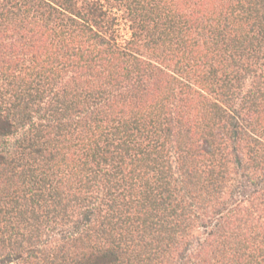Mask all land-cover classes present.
I'll use <instances>...</instances> for the list:
<instances>
[{
    "label": "trees",
    "instance_id": "obj_1",
    "mask_svg": "<svg viewBox=\"0 0 264 264\" xmlns=\"http://www.w3.org/2000/svg\"><path fill=\"white\" fill-rule=\"evenodd\" d=\"M9 263L264 264V0H0Z\"/></svg>",
    "mask_w": 264,
    "mask_h": 264
},
{
    "label": "rangeland",
    "instance_id": "obj_2",
    "mask_svg": "<svg viewBox=\"0 0 264 264\" xmlns=\"http://www.w3.org/2000/svg\"><path fill=\"white\" fill-rule=\"evenodd\" d=\"M124 32H125V30H124ZM125 34H126V32H125ZM9 264H13V263H9Z\"/></svg>",
    "mask_w": 264,
    "mask_h": 264
}]
</instances>
